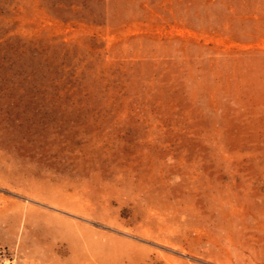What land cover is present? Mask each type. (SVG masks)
<instances>
[{
	"label": "rangeland",
	"instance_id": "374dc122",
	"mask_svg": "<svg viewBox=\"0 0 264 264\" xmlns=\"http://www.w3.org/2000/svg\"><path fill=\"white\" fill-rule=\"evenodd\" d=\"M0 264H264V0H0Z\"/></svg>",
	"mask_w": 264,
	"mask_h": 264
}]
</instances>
